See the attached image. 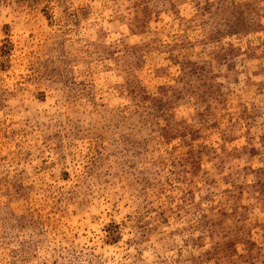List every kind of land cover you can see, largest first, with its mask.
<instances>
[{"label": "rangeland", "instance_id": "1", "mask_svg": "<svg viewBox=\"0 0 264 264\" xmlns=\"http://www.w3.org/2000/svg\"><path fill=\"white\" fill-rule=\"evenodd\" d=\"M0 264H264V0H0Z\"/></svg>", "mask_w": 264, "mask_h": 264}]
</instances>
